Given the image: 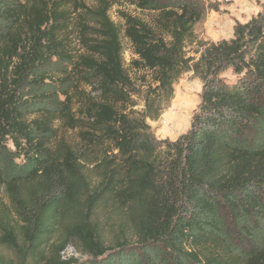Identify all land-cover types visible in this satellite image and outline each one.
<instances>
[{
    "label": "trees",
    "instance_id": "trees-1",
    "mask_svg": "<svg viewBox=\"0 0 264 264\" xmlns=\"http://www.w3.org/2000/svg\"><path fill=\"white\" fill-rule=\"evenodd\" d=\"M97 1L81 5L75 55L66 0H0V264H264V5L208 42L203 0H123L156 13L125 15L132 63L156 84L142 89L109 15L119 0ZM188 71L200 108L158 140L148 120Z\"/></svg>",
    "mask_w": 264,
    "mask_h": 264
},
{
    "label": "rangeland",
    "instance_id": "rangeland-1",
    "mask_svg": "<svg viewBox=\"0 0 264 264\" xmlns=\"http://www.w3.org/2000/svg\"><path fill=\"white\" fill-rule=\"evenodd\" d=\"M66 0L65 7L72 12L73 16L68 22L66 35L68 48L75 54L80 55L86 53L80 41L78 17L79 12L84 9L81 5H87L91 8L98 6L97 0ZM206 5L204 17L196 23L195 32L199 39L208 42H219L223 39H230L233 36L234 26L237 22L246 23L263 11L264 0H203ZM134 15L145 20H152L155 12L150 10L138 9L123 0L117 1L110 11V17L121 27V38L124 47V58L126 67L130 74L134 77L137 84L142 89H147L149 85L155 87L151 74L146 70H137L132 61L137 59L133 53V47L129 39L125 36V15ZM89 22V21H88ZM92 24V22H91ZM201 46L197 43L189 44L186 48L187 55L197 58L200 54ZM223 78L228 83L236 81V75L232 70L223 73ZM76 83V82H75ZM73 83H70L71 87ZM79 87H85L84 84L78 83ZM91 89V87H88ZM174 96L169 103L163 102V109L157 119H149L152 132L158 140L170 139L176 140L181 134L188 132L191 128L194 115L198 112L203 94V82L195 76L193 71L185 72L174 84ZM136 105L134 109L141 110L144 107V101L139 96H135ZM77 98H74L73 104L76 106ZM61 130V129H59ZM69 139L76 138V131L69 130L66 132ZM62 134V131H60ZM5 203L4 194L0 198V203ZM0 253L8 258L11 256L6 248L0 247ZM74 255L82 260H86L87 256H83L76 251L73 246H69L64 256ZM151 261V260H150Z\"/></svg>",
    "mask_w": 264,
    "mask_h": 264
}]
</instances>
